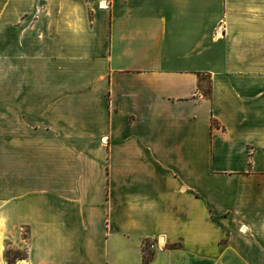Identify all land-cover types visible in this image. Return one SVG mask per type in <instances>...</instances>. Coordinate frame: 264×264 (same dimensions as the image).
Here are the masks:
<instances>
[{
    "label": "crops",
    "instance_id": "obj_1",
    "mask_svg": "<svg viewBox=\"0 0 264 264\" xmlns=\"http://www.w3.org/2000/svg\"><path fill=\"white\" fill-rule=\"evenodd\" d=\"M0 143V264H264V0H0Z\"/></svg>",
    "mask_w": 264,
    "mask_h": 264
},
{
    "label": "rangeland",
    "instance_id": "obj_2",
    "mask_svg": "<svg viewBox=\"0 0 264 264\" xmlns=\"http://www.w3.org/2000/svg\"><path fill=\"white\" fill-rule=\"evenodd\" d=\"M1 149H2V144L0 143V158H1ZM0 162H1V159H0ZM151 247H149L148 249H150ZM24 255V253H22V252H18V251H14V250H12V249H10V251H9V254H8V256H7V258H8V260H13L14 259V257H21V256H23Z\"/></svg>",
    "mask_w": 264,
    "mask_h": 264
},
{
    "label": "trees",
    "instance_id": "obj_3",
    "mask_svg": "<svg viewBox=\"0 0 264 264\" xmlns=\"http://www.w3.org/2000/svg\"><path fill=\"white\" fill-rule=\"evenodd\" d=\"M151 255H152V253H150V252H146L145 255H144V259H145V261H148V260L151 258ZM17 258H18V256H17V257H14V259H17ZM14 259H13V260H14ZM13 260H11V261L9 260V262L12 263Z\"/></svg>",
    "mask_w": 264,
    "mask_h": 264
},
{
    "label": "built area",
    "instance_id": "obj_4",
    "mask_svg": "<svg viewBox=\"0 0 264 264\" xmlns=\"http://www.w3.org/2000/svg\"><path fill=\"white\" fill-rule=\"evenodd\" d=\"M243 229V227L241 228V230Z\"/></svg>",
    "mask_w": 264,
    "mask_h": 264
}]
</instances>
